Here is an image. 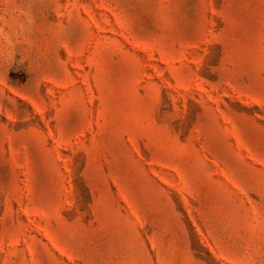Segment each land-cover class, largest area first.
Here are the masks:
<instances>
[{"label": "rangeland", "instance_id": "1", "mask_svg": "<svg viewBox=\"0 0 264 264\" xmlns=\"http://www.w3.org/2000/svg\"><path fill=\"white\" fill-rule=\"evenodd\" d=\"M0 264H264V0H0Z\"/></svg>", "mask_w": 264, "mask_h": 264}]
</instances>
